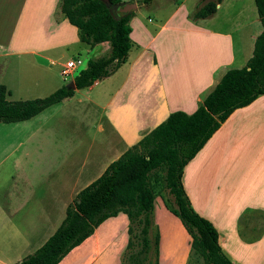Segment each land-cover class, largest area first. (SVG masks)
I'll return each mask as SVG.
<instances>
[{"label":"crops","instance_id":"crops-1","mask_svg":"<svg viewBox=\"0 0 264 264\" xmlns=\"http://www.w3.org/2000/svg\"><path fill=\"white\" fill-rule=\"evenodd\" d=\"M209 1L216 0H163L158 10L157 0L140 2L129 20L137 46L113 74L74 86L29 120L0 122V264L32 255L111 163L171 113L193 114L228 70L246 66L262 32L255 1L220 0L211 17L189 19ZM109 50L107 42L91 48L81 41L62 0H0V85L10 102L49 96L73 83L60 76L66 62ZM19 68L27 73L14 72ZM181 181L231 261L264 264V95L221 124ZM106 224L116 229L103 231ZM128 240V219L119 213L59 264H122ZM160 249L159 264H166ZM181 260L173 264H187Z\"/></svg>","mask_w":264,"mask_h":264},{"label":"trees","instance_id":"trees-1","mask_svg":"<svg viewBox=\"0 0 264 264\" xmlns=\"http://www.w3.org/2000/svg\"><path fill=\"white\" fill-rule=\"evenodd\" d=\"M152 1L143 0V3ZM254 1L262 32L254 42L246 66L228 70L193 114L171 113L136 146L111 163L102 176L78 193L56 232L32 255L15 264H59L95 228L119 213L128 219L129 240L124 262L146 264L152 252L158 258L159 234L153 241L150 238L158 178L173 198L172 213L204 264H235L221 249L215 227L192 208L181 179L185 166L221 124L235 110L264 95V0ZM108 2L112 7L121 5V0ZM219 3L220 0L205 3L189 19L211 17ZM62 10L70 24L80 31L83 43L91 48L106 42L110 46L107 56L89 60L86 68L76 72L73 78L76 89L89 87L113 74L137 46L130 38L132 12L116 16L101 0H62ZM72 94V90L63 87L44 98L10 102L7 89L0 85V122L29 120Z\"/></svg>","mask_w":264,"mask_h":264},{"label":"rangeland","instance_id":"rangeland-1","mask_svg":"<svg viewBox=\"0 0 264 264\" xmlns=\"http://www.w3.org/2000/svg\"><path fill=\"white\" fill-rule=\"evenodd\" d=\"M126 1H135L137 5H139L140 2H143V0H126ZM105 2L107 3V0H105ZM162 2L163 0H157L156 4L152 8L155 10H158V7L160 6ZM107 5L109 6L111 11H113V13L116 16L120 15L121 13L120 10L112 9V7H110L108 3ZM144 9H147V8H144ZM151 9L148 10L147 13L150 12ZM133 55L131 57H133ZM72 59L76 60L74 58ZM86 65H87L86 61H84V63L82 62V64L78 68V71L86 68ZM34 71L35 70H33V72ZM14 72L27 73V71L22 70L20 68ZM64 85H67V82H65ZM156 186L158 190V196H157V200L155 201V206H154L153 226L150 232L151 240L153 241L154 236L157 233L159 234V239H160L159 248H161L160 250L162 252L163 257L167 258L166 264H173L176 261V257L178 260L185 259V263L187 264H204L203 259L196 252L192 250L191 240L190 238H188L181 222L172 213V209H175L174 201H173L172 196L169 194V192L164 189L161 178H158ZM107 223H111V222H107ZM109 225L110 224H106L103 228V231L108 230ZM115 229H116V226H114L113 228H110L109 231L112 232ZM125 253H126V249L123 252V257L121 260L122 264H127L126 262H124ZM159 259H160V252H159L158 258H156L155 253L152 252L150 255L149 261L146 264H156V261L159 264L160 263Z\"/></svg>","mask_w":264,"mask_h":264},{"label":"built area","instance_id":"built-area-1","mask_svg":"<svg viewBox=\"0 0 264 264\" xmlns=\"http://www.w3.org/2000/svg\"><path fill=\"white\" fill-rule=\"evenodd\" d=\"M81 64L82 61L80 59L66 62L65 65L60 69L61 78L65 82H68L73 79Z\"/></svg>","mask_w":264,"mask_h":264},{"label":"water","instance_id":"water-1","mask_svg":"<svg viewBox=\"0 0 264 264\" xmlns=\"http://www.w3.org/2000/svg\"><path fill=\"white\" fill-rule=\"evenodd\" d=\"M137 9V3L135 1H128L120 6L119 10L123 14H129ZM68 90H71L74 88V84L70 83L66 86Z\"/></svg>","mask_w":264,"mask_h":264}]
</instances>
